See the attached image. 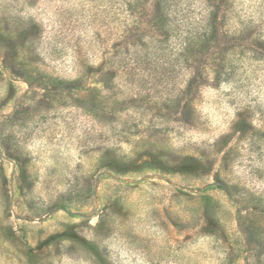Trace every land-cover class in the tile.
I'll return each instance as SVG.
<instances>
[{"label": "rangeland", "instance_id": "1", "mask_svg": "<svg viewBox=\"0 0 264 264\" xmlns=\"http://www.w3.org/2000/svg\"><path fill=\"white\" fill-rule=\"evenodd\" d=\"M210 1L264 39V0H171L179 37ZM153 2L0 0V67L17 75L0 69V264H225L238 211L255 222L240 264H264V61L250 41L220 52L233 79L185 107Z\"/></svg>", "mask_w": 264, "mask_h": 264}, {"label": "trees", "instance_id": "2", "mask_svg": "<svg viewBox=\"0 0 264 264\" xmlns=\"http://www.w3.org/2000/svg\"><path fill=\"white\" fill-rule=\"evenodd\" d=\"M223 2L224 4L225 2L227 4L228 1ZM170 4L171 0H154L152 5L153 12L149 20V27L151 31L164 36V41L161 43L168 42L169 44L173 40H176L177 42L176 45L172 42L174 44L173 46L175 48L173 49L175 50L176 54H173L174 60L172 61L171 65L181 68L184 71L185 79L182 85L183 89L178 90V95L176 93L173 95V97L175 98L177 95L176 99H178L180 103L182 101V97L185 96L187 100L185 107L190 106L192 100L191 96L194 90L200 91V88H202V86H206L210 81H215L216 84L219 85L224 82H229L233 79V74L236 71L235 63L232 59V62L229 61V59H226V57L222 56V54L227 53V55H231L233 58L236 46L239 44V42H252V44H254L256 47L251 50V53L254 55L251 57V59L256 61H264V39L262 38L260 32L258 30L250 32V25H241V27L233 28L231 27L229 21H226V17H224L225 19L220 20V5H214L211 1L210 3L208 2L206 5L207 7L205 8V19L201 22L199 28L190 29L189 31L183 33V35L181 34V37H179V26L177 24L176 26L173 25V21L170 20L167 11V8ZM224 13L225 15L227 14L226 12ZM1 37L4 39L2 29L0 30V39ZM220 44H224V46L229 44V46L220 49ZM220 52L222 54H219ZM199 54L201 55V59ZM203 56L211 57L212 62L209 64L203 63ZM0 69H2V71L5 73L12 74L11 76H17L15 75V71L5 66L2 68L0 67ZM5 118L6 122H10L14 119V116H8ZM1 148L2 150H6L3 149L2 145ZM0 153V156L3 158L1 149ZM4 154L10 160L15 161V158L10 152H4ZM22 172L23 170H21L22 177L20 175V182H26V178ZM21 186L22 185H19V187ZM213 187L221 189L224 191L225 195L231 199L225 187H221V185L217 186L214 183H210L208 185L209 190ZM236 216V225H233L234 230L229 235L233 237L232 240L234 242L237 254L231 257V252L225 251L223 254L225 259L228 261L225 264H240V261H247L249 258H251L249 247H252L253 237L255 235V226L253 225L255 222L250 221L248 224V218L246 219V217H244L239 211ZM212 220L215 224L219 222V220L214 216L212 217ZM209 234L210 236H215V238H210L218 247L222 248L225 245H231L227 244L230 243L228 241H231L230 237L227 238V241V239H224V237L217 235L213 231L209 232ZM97 251L99 250L97 249ZM100 255L101 264H110L107 260V254L104 250L101 251Z\"/></svg>", "mask_w": 264, "mask_h": 264}]
</instances>
